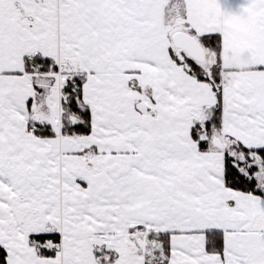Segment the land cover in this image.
<instances>
[{
  "label": "snow or ice",
  "instance_id": "snow-or-ice-1",
  "mask_svg": "<svg viewBox=\"0 0 264 264\" xmlns=\"http://www.w3.org/2000/svg\"><path fill=\"white\" fill-rule=\"evenodd\" d=\"M0 264H264V0H0Z\"/></svg>",
  "mask_w": 264,
  "mask_h": 264
}]
</instances>
